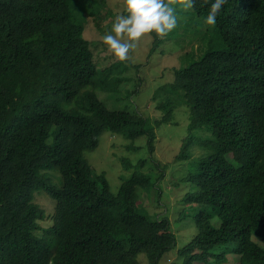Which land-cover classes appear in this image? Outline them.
<instances>
[{"label": "trees", "instance_id": "1", "mask_svg": "<svg viewBox=\"0 0 264 264\" xmlns=\"http://www.w3.org/2000/svg\"><path fill=\"white\" fill-rule=\"evenodd\" d=\"M85 1L90 9L80 22L79 0H0V264H139L142 253L158 264L177 246L169 219L139 204V190L156 185L147 174L133 173L113 194L105 173H94L84 157L104 131L147 135L151 149L156 139L148 119L111 111L87 89L119 90L128 68H98L84 30L101 8ZM210 3L195 0L192 14L206 16ZM214 24L221 46L175 68L153 96L157 125L186 106L190 140L209 150L182 180L189 188L182 202L201 208L197 232L178 255L182 264H223L228 254L239 264H264L255 241L264 244V0H224ZM72 101L76 109L62 107ZM186 155L183 147L177 159ZM48 168L60 173L61 187L40 176ZM42 186L54 201L49 229L40 227L44 213L33 202Z\"/></svg>", "mask_w": 264, "mask_h": 264}, {"label": "rangeland", "instance_id": "2", "mask_svg": "<svg viewBox=\"0 0 264 264\" xmlns=\"http://www.w3.org/2000/svg\"><path fill=\"white\" fill-rule=\"evenodd\" d=\"M97 2L101 10L95 18L101 26L98 27L99 29L96 27V23L93 22L94 16L88 17L89 26L84 30V37L92 42L98 68L120 62V65L128 69L124 74L126 79L120 84L119 90L107 91L98 85L94 88L89 86L87 89H94L98 99L111 111L136 113L148 119L149 124L154 127L156 139L151 149L147 135L131 140L121 133L104 131L100 136L98 147L85 152L84 157L94 173H105L113 194L118 193L121 184L135 172H141L150 177L152 183L156 185L149 191L139 190V204L145 207V213L152 217L168 218L177 240L176 248L165 253L158 264H182L184 261L178 255V250L197 232L193 217L200 212L201 208L199 205L193 206L189 202H182L183 196L189 191L182 180L193 172L192 169L199 158L207 156L209 150L203 148L198 140H190L188 129L190 120L186 106H180L176 110L170 123L157 125L155 121L159 120L162 114L157 110L153 96L159 87L173 81L175 68L179 69L191 63L206 50L218 49L221 46L218 30L215 24L204 23L205 16L193 15L191 7H182L183 0H167L174 8L177 18L176 26L166 34L160 35V41L156 45H154L152 32L143 34L137 40L135 47L129 49L126 60L120 61L104 44L102 36L110 30L118 14H126L123 0H97ZM87 4L88 1L79 0L74 8L80 22L82 20L79 14H84L90 9ZM106 11L110 13L104 15ZM189 55L191 57L185 59ZM99 74L102 73L99 72ZM62 107L68 111L74 110L77 108L76 101L63 104ZM57 129V126L52 128L47 140L49 145ZM207 135L201 130L195 132L196 138L203 140L207 139ZM183 147L187 157L178 160ZM141 161L143 165L138 167ZM40 176L45 178L49 186L61 187V175L54 168L40 171ZM33 202L44 213L45 218L39 221L40 227L49 229L53 225L52 197L43 190L42 186L34 191ZM212 224L218 227L219 219L213 218ZM35 235L42 237L43 230L37 231ZM255 241L264 248V244L257 238ZM138 260L139 264H149L144 253L138 256ZM223 264H239L238 256L228 254L227 262Z\"/></svg>", "mask_w": 264, "mask_h": 264}, {"label": "clouds", "instance_id": "3", "mask_svg": "<svg viewBox=\"0 0 264 264\" xmlns=\"http://www.w3.org/2000/svg\"><path fill=\"white\" fill-rule=\"evenodd\" d=\"M195 0H183L182 7H192ZM207 3V0H204ZM224 0H211L208 5L204 23L213 25L217 13ZM124 12L118 14L102 41L113 53L116 59L124 61L130 48H134L137 40L146 33L154 32L164 35L172 30L177 23L174 8L167 0H123Z\"/></svg>", "mask_w": 264, "mask_h": 264}]
</instances>
